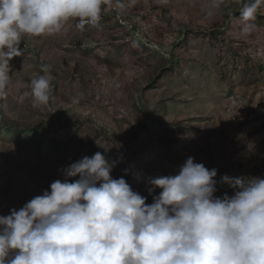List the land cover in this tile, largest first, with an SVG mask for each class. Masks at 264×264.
I'll use <instances>...</instances> for the list:
<instances>
[{
    "label": "rangeland",
    "instance_id": "1",
    "mask_svg": "<svg viewBox=\"0 0 264 264\" xmlns=\"http://www.w3.org/2000/svg\"><path fill=\"white\" fill-rule=\"evenodd\" d=\"M203 3L137 0L104 11L100 28L80 31L71 20L61 34L22 37L0 100V215L96 152L118 161L111 175L148 204L147 178L177 174L189 156L218 170L217 196L233 194L225 175L264 177V4L243 35L235 0L212 19ZM44 66L50 100L34 108L28 85ZM144 123L152 131L140 133ZM36 125L35 137H17L16 128Z\"/></svg>",
    "mask_w": 264,
    "mask_h": 264
},
{
    "label": "clouds",
    "instance_id": "2",
    "mask_svg": "<svg viewBox=\"0 0 264 264\" xmlns=\"http://www.w3.org/2000/svg\"><path fill=\"white\" fill-rule=\"evenodd\" d=\"M235 2L241 34L249 35L264 0ZM136 3L0 0V100L11 85L10 61L23 54L22 37L61 34L71 20L80 31L100 28L108 8ZM224 5L204 0L201 11L212 19ZM42 70L28 85L34 108L50 100L49 69ZM117 163L101 152L84 156L61 169L64 179L50 190L0 215V264H264V177L225 175L233 194L217 196L218 170L189 156L177 174L147 178L148 204L124 177L111 175Z\"/></svg>",
    "mask_w": 264,
    "mask_h": 264
},
{
    "label": "trees",
    "instance_id": "3",
    "mask_svg": "<svg viewBox=\"0 0 264 264\" xmlns=\"http://www.w3.org/2000/svg\"><path fill=\"white\" fill-rule=\"evenodd\" d=\"M239 15H241V14H239ZM263 67H264L263 65H261V64L259 65V69L260 70H262V69L264 70ZM247 71L248 70H244L243 74L246 75ZM152 125L153 124L144 123L143 126L140 129V133H142V132L143 133H148V131H152V129H153ZM7 127L9 128L8 125H7ZM39 128H40L39 125H36L33 128H27V129L26 128L25 129L16 128L15 133H16L17 137L21 138L22 136H25L27 133H29L31 131L30 132L31 133V137H35L36 134H37V131L39 130ZM10 131L14 133V131H12V130H10Z\"/></svg>",
    "mask_w": 264,
    "mask_h": 264
}]
</instances>
